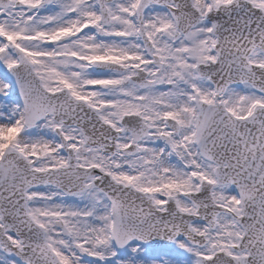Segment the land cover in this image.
I'll return each instance as SVG.
<instances>
[{
    "label": "snow or ice",
    "instance_id": "snow-or-ice-1",
    "mask_svg": "<svg viewBox=\"0 0 264 264\" xmlns=\"http://www.w3.org/2000/svg\"><path fill=\"white\" fill-rule=\"evenodd\" d=\"M0 264H264V0H0Z\"/></svg>",
    "mask_w": 264,
    "mask_h": 264
}]
</instances>
